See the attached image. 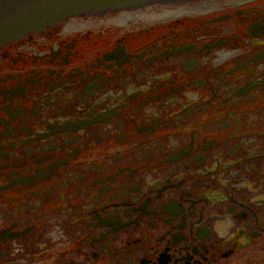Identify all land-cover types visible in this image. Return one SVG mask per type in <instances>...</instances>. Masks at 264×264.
Here are the masks:
<instances>
[{
  "label": "flooded vegetation",
  "instance_id": "1",
  "mask_svg": "<svg viewBox=\"0 0 264 264\" xmlns=\"http://www.w3.org/2000/svg\"><path fill=\"white\" fill-rule=\"evenodd\" d=\"M0 264H264V0L0 45Z\"/></svg>",
  "mask_w": 264,
  "mask_h": 264
},
{
  "label": "water",
  "instance_id": "2",
  "mask_svg": "<svg viewBox=\"0 0 264 264\" xmlns=\"http://www.w3.org/2000/svg\"><path fill=\"white\" fill-rule=\"evenodd\" d=\"M190 0H0V45L29 31L79 13L141 7L151 2Z\"/></svg>",
  "mask_w": 264,
  "mask_h": 264
}]
</instances>
